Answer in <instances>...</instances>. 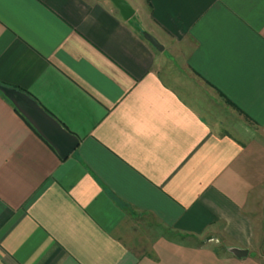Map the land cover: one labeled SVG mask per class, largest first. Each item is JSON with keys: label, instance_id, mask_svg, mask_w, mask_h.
Wrapping results in <instances>:
<instances>
[{"label": "crops", "instance_id": "1", "mask_svg": "<svg viewBox=\"0 0 264 264\" xmlns=\"http://www.w3.org/2000/svg\"><path fill=\"white\" fill-rule=\"evenodd\" d=\"M127 1L0 0V86L79 139L0 91V264H264V0Z\"/></svg>", "mask_w": 264, "mask_h": 264}, {"label": "water", "instance_id": "2", "mask_svg": "<svg viewBox=\"0 0 264 264\" xmlns=\"http://www.w3.org/2000/svg\"><path fill=\"white\" fill-rule=\"evenodd\" d=\"M120 11L123 18L128 19L134 13L127 0H110ZM144 37L158 49L161 44L149 33ZM0 91L7 97L14 107L27 119L35 130L54 148L58 156L67 158L77 147L78 137L65 129L55 118L48 114L33 98L20 90L0 86ZM231 252L236 256L247 253L245 249L232 248Z\"/></svg>", "mask_w": 264, "mask_h": 264}, {"label": "rangeland", "instance_id": "3", "mask_svg": "<svg viewBox=\"0 0 264 264\" xmlns=\"http://www.w3.org/2000/svg\"><path fill=\"white\" fill-rule=\"evenodd\" d=\"M219 116H220V118L222 117L224 119V123L228 122L230 124L232 119L235 117V113H233V111H227V110L224 109L223 110V114L222 115L219 114ZM136 232H140L141 233L142 232L141 227H138ZM133 237H134V235H133ZM263 242H264V239H263Z\"/></svg>", "mask_w": 264, "mask_h": 264}, {"label": "trees", "instance_id": "4", "mask_svg": "<svg viewBox=\"0 0 264 264\" xmlns=\"http://www.w3.org/2000/svg\"><path fill=\"white\" fill-rule=\"evenodd\" d=\"M17 110V109H16ZM18 111V110H17ZM19 112V111H18ZM19 114L23 117V119L27 122V124L39 135L41 136L35 129L34 127L27 121V119L19 112Z\"/></svg>", "mask_w": 264, "mask_h": 264}]
</instances>
